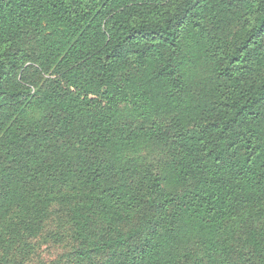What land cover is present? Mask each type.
<instances>
[{
  "label": "trees",
  "instance_id": "trees-1",
  "mask_svg": "<svg viewBox=\"0 0 264 264\" xmlns=\"http://www.w3.org/2000/svg\"><path fill=\"white\" fill-rule=\"evenodd\" d=\"M54 204L72 264H264V0H0V264Z\"/></svg>",
  "mask_w": 264,
  "mask_h": 264
},
{
  "label": "rangeland",
  "instance_id": "rangeland-1",
  "mask_svg": "<svg viewBox=\"0 0 264 264\" xmlns=\"http://www.w3.org/2000/svg\"><path fill=\"white\" fill-rule=\"evenodd\" d=\"M26 248L13 250L6 264H72L76 242L63 208L51 206L41 232L27 241Z\"/></svg>",
  "mask_w": 264,
  "mask_h": 264
}]
</instances>
